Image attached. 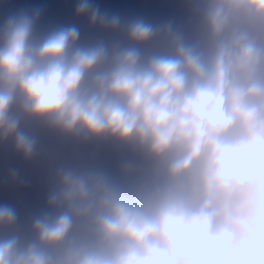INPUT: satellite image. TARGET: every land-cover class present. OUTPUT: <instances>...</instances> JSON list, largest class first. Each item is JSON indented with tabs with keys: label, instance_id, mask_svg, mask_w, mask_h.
I'll return each instance as SVG.
<instances>
[{
	"label": "clouds",
	"instance_id": "9594fccd",
	"mask_svg": "<svg viewBox=\"0 0 264 264\" xmlns=\"http://www.w3.org/2000/svg\"><path fill=\"white\" fill-rule=\"evenodd\" d=\"M178 7L0 0V149L45 187L0 204V264H264V0Z\"/></svg>",
	"mask_w": 264,
	"mask_h": 264
},
{
	"label": "water",
	"instance_id": "95a60500",
	"mask_svg": "<svg viewBox=\"0 0 264 264\" xmlns=\"http://www.w3.org/2000/svg\"><path fill=\"white\" fill-rule=\"evenodd\" d=\"M77 0H8L13 7L39 6L43 9L45 24L77 23L82 30H87L86 21H77L74 16V5ZM101 6L102 10L119 12L127 16H144L151 19L166 18L178 15L180 9L178 0H92ZM3 11V10H0ZM54 151L71 155V151L55 142H50ZM11 168L20 170L26 183L11 186L6 182V176ZM45 194L44 170L39 165L27 166L16 158L10 150L0 149V204L9 203L23 215L36 210L43 205Z\"/></svg>",
	"mask_w": 264,
	"mask_h": 264
}]
</instances>
